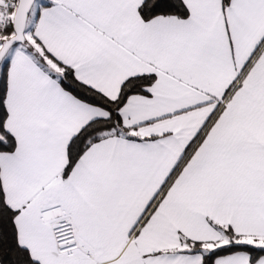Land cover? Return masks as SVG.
<instances>
[{"label":"snow or ice","instance_id":"1","mask_svg":"<svg viewBox=\"0 0 264 264\" xmlns=\"http://www.w3.org/2000/svg\"><path fill=\"white\" fill-rule=\"evenodd\" d=\"M0 264H264V0H0Z\"/></svg>","mask_w":264,"mask_h":264}]
</instances>
